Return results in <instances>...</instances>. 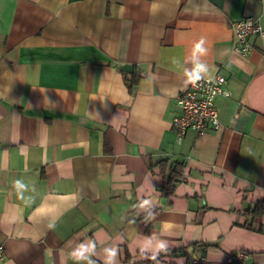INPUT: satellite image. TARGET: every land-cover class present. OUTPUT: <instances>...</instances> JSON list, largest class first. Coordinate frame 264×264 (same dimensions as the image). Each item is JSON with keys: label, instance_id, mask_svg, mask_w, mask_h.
Listing matches in <instances>:
<instances>
[{"label": "crops", "instance_id": "1", "mask_svg": "<svg viewBox=\"0 0 264 264\" xmlns=\"http://www.w3.org/2000/svg\"><path fill=\"white\" fill-rule=\"evenodd\" d=\"M244 17L264 27V0H0L2 264H264L245 211L264 198V37L236 51ZM197 64L230 94L217 129L176 141ZM160 160L184 165L170 196Z\"/></svg>", "mask_w": 264, "mask_h": 264}, {"label": "built area", "instance_id": "2", "mask_svg": "<svg viewBox=\"0 0 264 264\" xmlns=\"http://www.w3.org/2000/svg\"><path fill=\"white\" fill-rule=\"evenodd\" d=\"M234 33V49L246 54L252 49L251 37H264V27L249 17H244L231 23ZM225 77L219 73L209 77H201L196 85L190 82L176 96L177 114L172 119L175 128L176 141H180L188 130L202 134L209 129H217L220 125L216 98L227 97L230 92L224 87ZM247 254L242 251L232 252L226 257L227 262L234 259H245ZM5 259V249L0 242V264ZM184 264H206V258L190 255Z\"/></svg>", "mask_w": 264, "mask_h": 264}, {"label": "trees", "instance_id": "3", "mask_svg": "<svg viewBox=\"0 0 264 264\" xmlns=\"http://www.w3.org/2000/svg\"><path fill=\"white\" fill-rule=\"evenodd\" d=\"M128 85L131 87L135 83V79H129ZM160 166L167 167V174L160 187L162 194L170 196L173 193L176 183L180 180L181 172L184 167L182 162L160 160ZM153 210L149 211L150 214ZM246 213L250 214L252 218L264 216V198L256 201L254 204L245 209Z\"/></svg>", "mask_w": 264, "mask_h": 264}, {"label": "clouds", "instance_id": "4", "mask_svg": "<svg viewBox=\"0 0 264 264\" xmlns=\"http://www.w3.org/2000/svg\"><path fill=\"white\" fill-rule=\"evenodd\" d=\"M204 45H206V39L204 37H201L194 44L193 55H195L196 53H202V54L207 53L208 49L206 47H204ZM204 70L205 69H204V66L202 64H197L195 70L192 73L187 74L188 80L193 86H195L196 82L201 79L200 73ZM13 187L17 191V193L20 194V190L23 189L25 187V185L19 179H17L13 182ZM20 198H21V200H23L22 194H20ZM144 203L146 204V203H148V201H144ZM25 204L30 205V203L28 201H25ZM156 248H157V251H167V246L163 242L157 244ZM86 251H88V249L84 248L83 245H81L77 249L73 250L71 255L74 259L79 261V260L85 259V252ZM105 251L108 253L109 258H111L112 256H115V254H116L115 250L106 249ZM153 259H155V255L153 256ZM89 264H92V261H89Z\"/></svg>", "mask_w": 264, "mask_h": 264}]
</instances>
